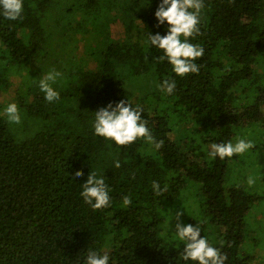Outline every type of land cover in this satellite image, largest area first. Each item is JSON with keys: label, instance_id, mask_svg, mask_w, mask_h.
I'll list each match as a JSON object with an SVG mask.
<instances>
[{"label": "trees", "instance_id": "trees-1", "mask_svg": "<svg viewBox=\"0 0 264 264\" xmlns=\"http://www.w3.org/2000/svg\"><path fill=\"white\" fill-rule=\"evenodd\" d=\"M160 2L24 0L20 19L0 14V94L20 77L11 103L21 114L10 123L0 99V170L10 179L0 181V264H85L90 251L107 252L109 264H196L183 260L174 234L172 213L183 210L192 224L188 208L222 226L213 237L202 225L201 236L227 255L225 264H252L244 226L259 197L230 183L228 171L243 167L259 179L260 166L208 152L241 137L264 141V0H204L201 35L190 42L205 53L200 72L184 77L148 41L169 27L157 26ZM118 20L121 53L109 61L103 49ZM52 70L62 74L52 85L60 97L48 102L39 80ZM169 78L171 95L157 87ZM122 99L143 109L160 149L94 134L95 112ZM91 171L108 185V208L93 210L81 196Z\"/></svg>", "mask_w": 264, "mask_h": 264}, {"label": "clouds", "instance_id": "clouds-1", "mask_svg": "<svg viewBox=\"0 0 264 264\" xmlns=\"http://www.w3.org/2000/svg\"><path fill=\"white\" fill-rule=\"evenodd\" d=\"M204 0H161L155 17L158 25L167 22L168 30L165 35L159 33L148 34L150 44L162 50L163 55L159 57L161 61L167 60L177 76L184 77L188 74H198L200 67L196 61L202 58L205 49L199 44H193L190 39L201 35L200 23L201 14L204 9ZM24 9V0H0V14L8 20H18L21 18ZM62 74L55 70L48 72L39 80V88L45 94L48 102L58 100L60 93L53 88V83ZM157 87L168 95H171L177 87L174 79H165ZM5 114L10 123L19 124L21 114L16 103H10L5 108ZM143 109L133 106L130 100H120L113 104L109 103L95 112L94 134L106 140L114 141L118 146H126L144 139L150 144H154L158 150L163 146V141H156L148 127V121L143 118ZM254 143L243 138L235 143H213L210 145L208 155L221 160L231 158L234 155H242L252 149ZM115 167H121L120 162H115ZM83 169L75 172V177H83ZM247 183L253 186L256 179L249 176ZM153 191L158 196H163L167 191L166 187L161 188L156 181L152 184ZM81 196L85 203L93 210L108 208L111 204L109 188L102 176L96 172H90L87 181L83 184ZM132 203L130 196L123 197L125 207ZM183 207V206H182ZM183 209H185L183 207ZM175 218V236L183 242L184 248L182 257L185 262L193 261L196 264H225L227 255L223 254L219 248L212 246L209 239L201 236L202 226L200 223L185 224L183 222L184 211L176 210L172 213ZM170 228V224L168 226ZM110 256L107 252L100 254L90 251L87 254L85 264H109Z\"/></svg>", "mask_w": 264, "mask_h": 264}, {"label": "rangeland", "instance_id": "rangeland-1", "mask_svg": "<svg viewBox=\"0 0 264 264\" xmlns=\"http://www.w3.org/2000/svg\"><path fill=\"white\" fill-rule=\"evenodd\" d=\"M124 38V31L122 27L121 20L112 24L111 28V39L107 42L105 48L103 49L104 56L110 61L114 58H117L121 53V42ZM20 77L13 76L11 81L13 83L10 90L7 92H2L0 94L1 101H4L5 104H10L14 98V92L18 88ZM10 132V131H9ZM246 132V131H244ZM248 134H252L250 132H246ZM242 138V137H241ZM240 139L237 138L236 141ZM234 143V142H233ZM264 141L262 139L261 145L256 143L254 145L255 148H252L246 151L242 155H236L237 162L242 164H246L248 167L255 166L258 169L259 179L256 178L254 172H243V167H233L230 171H228V176L230 179V183H238L242 184L247 189H249L254 195H258L259 199H256L253 206L250 208L249 212L246 216V222L244 226V243L243 249L244 252L248 253L252 257V264H264ZM257 158V159H255ZM254 159V160H252ZM259 159V160H258ZM247 168V167H246ZM261 170V173L259 172ZM254 176H253V175ZM253 176L256 179V183L253 186H249L247 183L248 177ZM0 181L4 185L10 184L9 176L3 171L0 170ZM187 193V189L183 190ZM190 196L197 197L196 193H191ZM190 205L192 202L189 200ZM188 207V204H187ZM198 207V206H197ZM199 208H188L185 212V217L189 216L190 219H184L185 221H191L195 226L200 223L201 226H205V229L209 232L208 235H212L213 237L219 235L220 230H223L222 226L216 224V222H209L207 217L203 216L201 210L198 211Z\"/></svg>", "mask_w": 264, "mask_h": 264}]
</instances>
